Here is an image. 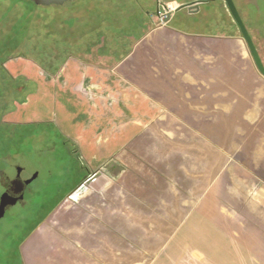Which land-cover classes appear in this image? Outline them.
Masks as SVG:
<instances>
[{"label": "crops", "instance_id": "crops-1", "mask_svg": "<svg viewBox=\"0 0 264 264\" xmlns=\"http://www.w3.org/2000/svg\"><path fill=\"white\" fill-rule=\"evenodd\" d=\"M157 5L169 18L155 15L117 58L77 50L53 72L6 65L34 83L8 121H53L85 167L72 194L95 172L102 188L101 200L77 193L91 202L71 211L74 240L29 235L22 264H127L112 217L122 227L152 218L151 233L173 234L159 248L171 264H264V81L243 38L240 51L237 38L188 32L177 0Z\"/></svg>", "mask_w": 264, "mask_h": 264}, {"label": "rangeland", "instance_id": "rangeland-1", "mask_svg": "<svg viewBox=\"0 0 264 264\" xmlns=\"http://www.w3.org/2000/svg\"><path fill=\"white\" fill-rule=\"evenodd\" d=\"M157 1L72 0L60 6H37L28 0H0V194L17 169L22 170L21 177L37 173L26 188L24 201L6 208L0 219V264H22L20 248L29 235L38 241L46 233L54 245L61 240H74L77 219L71 217V211L86 209L87 200L91 202V199L78 201L77 193L89 191L90 197L102 198V188L88 181L72 194L85 167L77 159L75 146L61 136L53 121L17 124L8 121L10 117L16 118L14 109L21 107L25 95L34 90V83L22 75L12 76L6 65L16 67L21 61H30L53 72L77 50L83 53L95 50L117 58L150 28L159 8ZM195 1H200L197 6L192 4ZM232 1L264 65V0ZM177 2L178 7L192 5L190 11L183 7L182 14L176 16L184 20L181 22L184 30L234 37L239 40V50L246 49L224 0ZM248 57L250 65L249 53ZM258 75L253 80L263 82L264 77ZM34 104L33 110L38 106ZM112 189L119 190L118 180ZM138 195L140 201H133L134 205L143 208L148 203L141 202L142 194ZM61 211L67 213L65 219L59 216ZM136 220L137 223L128 219L126 227H122L123 219L111 218L112 234H118L120 229L119 241L123 243L125 237L127 264H171L168 256L172 258V254L167 255L169 252L159 248L174 235L151 233L152 218ZM161 253L162 258L157 260Z\"/></svg>", "mask_w": 264, "mask_h": 264}, {"label": "water", "instance_id": "water-1", "mask_svg": "<svg viewBox=\"0 0 264 264\" xmlns=\"http://www.w3.org/2000/svg\"><path fill=\"white\" fill-rule=\"evenodd\" d=\"M31 2H33L35 5L37 6H60V5H63L67 2H70L72 0H29ZM225 3H226V6L230 12V15L232 16L234 22L236 23L239 31H240V34L243 38V40L245 41L246 43V46L248 48V51L251 55V58L255 64V67L256 69L258 70V72L264 77V65L261 61V58L259 56V53L254 45V42L250 36V34L248 33V30L246 28V26L244 25L241 17H240V14L238 12V10L236 9L234 3L232 0H224ZM196 2H200V1H195L194 3V6H197L195 5ZM192 5H180L178 8L181 9L183 7H187V9L190 11L191 10V7ZM170 16V13L167 12L166 13V18L165 20H167ZM36 173L28 180L25 181V184H28L29 182H31L35 177H36ZM97 176V173H93L91 176H89L86 180V182L90 181L91 179H93L94 177ZM10 196H8L6 193H3L0 197V218L4 215V211H5V207L7 205H11L13 202L16 201L15 198H13L11 201H10ZM9 199V200H7Z\"/></svg>", "mask_w": 264, "mask_h": 264}, {"label": "flooded vegetation", "instance_id": "flooded-vegetation-1", "mask_svg": "<svg viewBox=\"0 0 264 264\" xmlns=\"http://www.w3.org/2000/svg\"><path fill=\"white\" fill-rule=\"evenodd\" d=\"M21 173L22 170L21 169H17V173L15 174L14 178L6 185V187H4L2 193L0 194V197L3 193H6L8 196H10V201L15 198L16 201L13 202L11 205H7L5 207L6 208L10 207H16L19 206L21 202L24 201L25 199V191L27 186L34 180L36 179V177L29 182L28 184H25V181L30 179L35 173H33L30 177H21ZM37 174V173H36ZM23 183V184H22ZM23 185V186H22ZM7 199V200H9ZM5 212V211H4ZM2 218V217H1ZM0 218V219H1Z\"/></svg>", "mask_w": 264, "mask_h": 264}, {"label": "built area", "instance_id": "built-area-1", "mask_svg": "<svg viewBox=\"0 0 264 264\" xmlns=\"http://www.w3.org/2000/svg\"><path fill=\"white\" fill-rule=\"evenodd\" d=\"M166 9L163 6H159V8L156 11V16L159 19V22H163V20L166 18Z\"/></svg>", "mask_w": 264, "mask_h": 264}, {"label": "trees", "instance_id": "trees-1", "mask_svg": "<svg viewBox=\"0 0 264 264\" xmlns=\"http://www.w3.org/2000/svg\"><path fill=\"white\" fill-rule=\"evenodd\" d=\"M28 1H29V0H28ZM29 2H30V3H32V4H34V3H33V2H31V1H29ZM34 5H35V4H34ZM4 70H5V69L2 67V71H3V72H5Z\"/></svg>", "mask_w": 264, "mask_h": 264}]
</instances>
